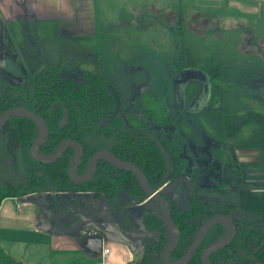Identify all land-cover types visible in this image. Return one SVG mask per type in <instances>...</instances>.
<instances>
[{
    "label": "rangeland",
    "instance_id": "1",
    "mask_svg": "<svg viewBox=\"0 0 264 264\" xmlns=\"http://www.w3.org/2000/svg\"><path fill=\"white\" fill-rule=\"evenodd\" d=\"M96 4L98 22L104 25L110 35H122L130 39V42L125 41V48L120 51L115 50V45L109 47L108 57H105L104 52L106 45L102 44L104 48L100 50L103 67L99 71L103 76L105 71L109 78L105 77L121 91L123 98L121 106L125 109L119 114L118 123L110 126V132L116 135L122 125L123 127L149 125L147 117L140 111L142 103L139 97H162L170 122L163 126L161 140L171 150H175L174 161L169 164H173L175 173L179 174L181 180L177 187L165 188L160 195L166 199L169 206L173 205L181 211L186 208L185 196L190 188L217 190L213 194L205 192L199 194L203 201L211 204L219 201L237 203L241 193L230 194V191L226 190L229 189L227 187L229 181L225 178L230 177L233 180L230 184V188H233L238 187L240 182L243 183L246 175L243 173V168H240V171L238 166L234 168L230 165L234 155L229 148H226L224 140L226 131L230 129L228 120L231 115L233 116V112L241 109L239 106L241 100L264 99V50H258L264 45V36L260 33L259 21L254 20L248 27L247 19L238 15L234 16L235 13L231 11H241L242 3L230 0H128L127 2L126 0H96ZM161 4L169 5V9L172 7L182 9L181 13H185L184 19L187 24L194 26V32H184V36H181L179 41L182 53L181 63L185 72L194 71L202 74L205 79L203 84L198 80H192L175 85L183 71H179V66L174 62L173 35L169 33L167 26L157 19L159 17L157 10L161 9L159 8ZM139 17H146L144 30L141 31L137 30L141 24ZM205 21H208L206 25L203 24ZM164 23L166 24L167 21ZM198 23H200L199 26ZM241 27L245 28L244 34ZM46 38L47 35L44 34L42 39L38 40V44L35 40L31 41L30 58L36 62L55 63L47 62L44 53L47 46L54 50L59 42L49 43ZM106 43L109 44L107 41ZM184 45L185 49H183ZM244 46L251 51H243ZM53 54L57 56V53ZM109 57L114 60L112 64L111 60L108 61ZM7 60L12 62L10 59ZM191 63L195 68L187 69ZM82 67L87 66L82 65ZM15 72L16 75L10 70L4 73L0 69V81H21L22 79L9 80L12 79L10 78L12 75H15V79L20 78L24 70H15ZM169 80L173 81L171 85L166 84ZM2 90L3 86L0 85V93ZM179 91L183 93L184 101L178 98ZM128 113H131L134 119L128 116ZM240 114L241 111L236 116ZM152 128L156 129L155 131L158 129V127ZM263 133L264 131L260 133L259 129H256L253 134ZM262 137L263 140H256L253 146H258L264 157V135ZM211 142L213 146L209 148L208 145ZM97 149L107 151L98 147ZM0 153H3L2 156L0 155V166L10 164L12 154L1 144ZM36 163L38 162L27 153L22 167L33 168ZM263 164L264 162L259 166H252L251 169L258 170ZM111 170L116 172L118 169L112 167ZM5 171L12 176L15 172L9 167ZM166 172L169 173V179L165 182H168L171 171ZM102 174L103 171L94 172L91 179H96ZM219 188L225 189L226 193ZM36 193L39 196L31 195L28 199H22L25 196L16 198V201L10 200L15 198L3 199L0 207H9L14 212L16 203L21 205V203L24 204L23 200H27L36 212H45L52 202L54 209H59L56 210L55 217L59 216L66 220L74 213L75 208L83 204L88 212L105 209L108 213L109 209H114L115 212L110 215L115 222H118L121 214L124 213L141 219L142 209L129 208L127 206L129 196L120 190L111 197L99 196V199L85 196L78 191ZM38 201H46V204L38 206ZM121 206L123 210H120ZM233 216L241 222L252 219L251 213L244 209H238ZM133 222L136 224V220L133 219ZM127 226L123 225L119 228L127 229L125 235L133 238L135 235L128 232V227L131 228V226ZM85 228L87 225H83L80 229ZM142 228L140 226V229ZM82 235L87 237V234ZM209 237H211V230L206 239ZM113 244L114 253L118 257H130L127 261L130 264H144L146 257L149 256L144 238L137 239L132 246L125 245L126 249L124 248L122 254L120 247H123V243L113 242Z\"/></svg>",
    "mask_w": 264,
    "mask_h": 264
},
{
    "label": "trees",
    "instance_id": "2",
    "mask_svg": "<svg viewBox=\"0 0 264 264\" xmlns=\"http://www.w3.org/2000/svg\"><path fill=\"white\" fill-rule=\"evenodd\" d=\"M181 10L172 7L167 13L158 12L157 19L167 26L169 33L173 35L174 62L179 66V71L184 72L179 41L184 32H194L195 29L194 26L187 24L184 19L185 13H181ZM145 18L139 17L141 24L137 27L138 31L144 30ZM206 22L208 21L203 24L206 25ZM4 47L11 51L8 42ZM99 48L103 50L102 43L99 44ZM189 68L194 69V64H189L187 69ZM172 82L169 80L166 84L171 85ZM0 85L3 86L0 93V116L9 109L21 108L36 114L44 121L47 135L38 148L40 155H51L64 140H72L80 145L83 153L76 170L78 176L86 172L90 158L98 151V147L106 149L118 160L134 164L151 189L157 190L169 179V176L165 177L167 170L171 171L168 182L176 178L174 167L171 169L169 164L174 161L175 150H171L161 140L163 126L170 122L162 97L140 96L139 100L142 103L140 111L147 117L149 125L133 127L122 125L118 133L113 135L109 128L118 123L119 114L125 111L121 106L123 98L121 91L99 71H68L59 64H50L31 75L27 74L21 82L13 84L1 81ZM165 92L167 93V89ZM65 116L66 120L63 122ZM128 116L134 119L131 113H128ZM152 127H158L157 131ZM156 136L163 143L166 155L157 145ZM37 137V125L23 117H11L0 126V144L12 154L10 164L0 166V204L3 199H16L36 192L78 191L111 197L120 190L129 196L127 206L139 205L147 198L131 172L123 170L114 172L111 170L113 166L106 160L98 161L95 168V172L103 171L102 175L82 184L72 183L67 176V169L74 157L72 147H68L54 164L38 162L33 168L22 167ZM7 167L14 169L13 176L5 171ZM164 189L165 187L159 193ZM185 199L186 208L182 211L173 205L169 206L172 221L179 232L178 242L167 257L170 262L178 261L185 254L205 220L222 214L233 221L234 235L226 246L208 256V262L264 264V191L260 194L242 192L237 203L219 201L211 204L203 201L197 190L190 188ZM141 207L140 224L146 231L154 233L153 236L144 237L149 250V256L146 257L144 264H161L159 254L168 242V234L160 208L150 199ZM238 209L250 212L251 221L241 222L236 219L233 214ZM122 218H126V215ZM76 221L78 215L71 224ZM123 222H126V219ZM126 225L131 226L132 221L128 220ZM225 235L226 228L223 224L214 225L211 228V237L201 242L187 264H202L200 261L202 248L222 240ZM0 264L22 263L6 254L0 246Z\"/></svg>",
    "mask_w": 264,
    "mask_h": 264
},
{
    "label": "crops",
    "instance_id": "3",
    "mask_svg": "<svg viewBox=\"0 0 264 264\" xmlns=\"http://www.w3.org/2000/svg\"><path fill=\"white\" fill-rule=\"evenodd\" d=\"M230 1L241 2L243 6L239 12L231 10L233 14H236L234 16L238 15L247 19L248 27L254 20H258L261 26L260 33L264 36V29H262L264 27V0ZM97 7L96 0H0V69L4 73L10 70L15 75V70H24L20 78L15 79V75H12L10 77L12 79H9L12 81L21 79L23 81L27 74L31 75L50 64H59L68 71L85 70L82 68L94 70L93 72L99 71L103 67L100 61L102 55L100 54L99 44L106 45L104 52L105 57H108L109 47L115 45V50L120 51L125 48V41L130 42V39L122 35H110L104 25L98 22ZM159 8L161 9L157 11L160 13L169 11V5L164 6V4H161ZM241 31L244 34L245 28L241 27ZM44 34L47 35V42H59L58 47L54 50L47 46L44 53L47 62L55 63L46 64L44 61L36 62L30 58L31 41L35 40L38 44V40H41ZM6 42H8L11 51L5 49L4 44ZM258 50H264V45ZM258 50L256 51L259 52ZM243 51L250 52L251 50L246 49L244 46ZM53 53H57V56ZM111 58L109 57L108 61L111 60L112 64L114 60ZM7 59L12 62H7ZM82 65L87 67H82ZM104 74L109 78L105 71ZM239 106H241V109L239 108L233 112V116L231 115L228 120L230 129L226 131L224 143L226 148H229L234 155L230 165L234 168L238 166L240 171L243 168L246 177L243 183L240 182L238 187L233 188H230L233 180L230 177L225 178L229 181L227 186L229 189L226 190H229L230 194L238 192L260 194L264 191V164L258 170L251 168L264 162L259 147L253 146L256 140H263L262 135L264 133L261 135L253 133L256 129H259L260 133L264 131V99L241 100ZM240 111L241 114L236 116ZM208 146L211 148L213 143L211 142ZM175 175L179 176L176 173ZM220 190L225 191L223 188ZM197 191L199 194L200 192L213 194L217 190L201 189ZM35 194L38 195V193H33L22 199H28ZM82 194L96 199L103 196L94 195L93 193ZM10 200L16 201V199ZM146 201L147 198L140 205H130L128 207L142 209L141 205ZM23 203H21L22 206L16 203L22 209L21 213L18 212V214L15 212V207L13 208L14 212L9 207H0V246L6 254L21 261L22 264H98L100 250L105 246L109 248L110 254L105 259L104 264H127V261L130 260V257H118L114 253L113 242L121 243L117 242L116 239H110L105 232H101L103 231V225L106 224L105 220L94 218L92 222L83 224L87 225L85 229H80L83 225L78 229L70 228L74 224L71 223L77 215L79 219L81 215L87 216L93 213L92 211L88 212L83 204L75 208L74 213L64 220L59 216L55 217L56 210L59 209H54L52 202L45 212H36L30 201L23 200ZM43 203L46 204V201L41 204ZM123 209V206H121L120 210ZM102 211L106 213L109 221L118 227L123 226L125 223L123 220L126 219V222L131 220L132 225L128 230L130 234H132L134 228L141 230L140 217L124 213L121 214L119 221L115 222L112 215H110L115 212L114 209H109L108 213L105 209ZM99 212L101 211H97V213ZM123 215H126V218L123 219ZM133 219L136 220V224ZM93 223L99 224L100 230L88 235V232L95 230L92 226ZM82 234H87V237ZM206 236L203 239L204 241L207 240ZM129 238L134 240L133 244L137 240L134 236ZM133 244H122L123 247H120L121 254L126 246L129 247Z\"/></svg>",
    "mask_w": 264,
    "mask_h": 264
},
{
    "label": "water",
    "instance_id": "4",
    "mask_svg": "<svg viewBox=\"0 0 264 264\" xmlns=\"http://www.w3.org/2000/svg\"><path fill=\"white\" fill-rule=\"evenodd\" d=\"M192 80H198L200 82H204L205 79L203 75L198 72H194V71L185 72L184 71L182 74H180V79L176 81L175 85H177L178 83L181 84L183 82L192 81ZM177 96L178 98H180L181 101L182 100L184 101V96L181 91L177 92ZM11 116H21V117L27 118L33 121L37 125L38 132H39L38 138L32 144L29 153L31 157L34 160L38 161L39 163L54 164L68 147H72L74 149V157L67 169V176L69 180L74 184H82L86 181H89L94 175L96 165L98 161L100 160H106L108 163H110L114 168L118 170L131 172L134 175V177L137 179V181L139 182V185L142 191L144 192V194L146 195L147 199L152 200L160 208L162 220H163L164 226L168 234V242L163 248V250L161 251V253L159 254V259H160L161 264H187L189 260L191 259L193 253L198 249L199 245L201 244V242L203 241L207 233L216 224H223L225 226L226 235L222 240L212 243V244H208L202 248L201 253H200V261L202 264H210L208 262V256L211 253H214L218 251L219 249L223 248L224 246H226L231 240V238L233 237L235 227L230 217L222 215V214L211 216L210 218H208L207 220L203 222L202 226L200 227L199 231L194 236L185 254L178 261L170 262L167 259V257H168L169 252L174 249V247L176 246L178 242V239H179L178 229L172 221L169 205L166 199L163 198L159 194V192H155V190H152L150 188V186L147 184L145 180V177L134 164L126 162V161L118 160L115 156H113L111 153L105 150H99L95 152L90 158L89 166L86 172L82 176H78L76 173V170L81 161L82 149L76 142L71 141V140H65L59 145V147L53 154L46 156V157H42L38 154V147L44 142L46 138V134H47V128H46L44 121L37 115L31 112H28L24 109L13 108V109L7 110L0 117V126L3 123H5L7 119ZM156 142L159 145V148L162 150V152L166 155L167 152H166V149L163 143L158 138H156ZM170 167L171 169H173L172 163H170ZM180 180L181 178H179V176H176V178L172 182H168L164 187L165 188L177 187L179 185ZM41 201H43L42 198H41ZM41 201L37 202L38 206L41 205L42 203ZM94 218H99V219L106 221V228L104 232L107 234V236L110 239H116L120 243H123L126 245L133 244L134 240L130 239L129 237H126L120 231L118 226H116L113 222L109 221L108 216L103 211L99 213L94 211L92 214H89L87 216L81 215L78 221H76L70 228L76 229L80 227L81 224L83 223L92 222ZM93 228L95 230H100V225L97 223H93ZM132 234L136 236V237L134 236L136 239L143 238L145 236L154 235V233L148 232L144 228H142L141 230L134 228L132 230ZM153 254L155 255L156 253L154 252Z\"/></svg>",
    "mask_w": 264,
    "mask_h": 264
},
{
    "label": "built area",
    "instance_id": "5",
    "mask_svg": "<svg viewBox=\"0 0 264 264\" xmlns=\"http://www.w3.org/2000/svg\"><path fill=\"white\" fill-rule=\"evenodd\" d=\"M167 183L168 182L163 183V185L160 188H158L157 190H155V192H159ZM15 210H16V212H21V210H22L21 206L19 204H15ZM105 228H106V224L103 225V231H101V232H104ZM95 232H96V230H94V231L92 230L91 232H88V235L94 234ZM109 254H110V250L108 247L105 246V247L101 248L98 264H104L105 259L109 256Z\"/></svg>",
    "mask_w": 264,
    "mask_h": 264
},
{
    "label": "bare ground",
    "instance_id": "6",
    "mask_svg": "<svg viewBox=\"0 0 264 264\" xmlns=\"http://www.w3.org/2000/svg\"><path fill=\"white\" fill-rule=\"evenodd\" d=\"M5 112H6V111H5ZM5 112H4V113H5ZM28 112H29V111H28ZM4 113H3V114H4ZM31 113H32V112H31ZM3 114H2V115H3ZM33 114H34V113H33ZM2 115H1V116H2ZM35 115H36V114H35ZM1 116H0V117H1ZM11 117H21V116H11ZM11 117H9V118H11ZM38 117H39V116H38ZM65 117H66V116H65ZM65 117H64L63 122H65V120H66ZM9 118H8V119H9ZM23 118H24V117H23ZM8 119H7V120H8ZM26 119H27V118H26ZM28 120H29V119H28ZM30 121H31V120H30ZM32 122H33V121H32ZM38 134H39V132H38ZM46 135H47V134H46ZM37 138H38V137H37ZM64 141H65V140H64ZM71 141H72V140H71ZM62 142H63V141H62ZM62 142H61V143H62ZM74 142H75V141H74ZM61 143H60V144H61ZM76 143H77V142H76ZM156 143H157V142H156ZM77 144H78V143H77ZM41 145H42V144H41ZM41 145H40V146H41ZM78 145H79V144H78ZM157 145H158V144H157ZM31 146H32V145H31ZM40 146H39V147H40ZM79 146H80V145H79ZM158 146H159V145H158ZM39 147H38V148H39ZM58 147H59V146H58ZM58 147H57V148H58ZM30 148H31V147H30ZM56 150H57V149H56ZM56 150H55V151H56ZM29 151H30V150H29ZM107 152H108V151H107ZM38 154H39V152H38ZM52 154H53V153H52ZM29 155H30V153H29ZM39 155H40V154H39ZM40 156H42V155H40ZM30 157H31V155H30ZM42 157H46V156H42ZM31 158H32V157H31ZM32 159H33V158H32ZM33 160H34V159H33ZM35 161H36V160H35ZM36 162H38V161H36ZM140 172H141V171H140ZM166 174H167V176L165 175V177L168 178L169 173H166ZM136 180H137V179H136ZM145 180H146V179H145ZM146 182H147V181H146ZM138 183H139V182H138ZM147 184H148V183H147ZM148 185H149V184H148ZM94 211L97 212V210H93V212H94ZM120 231H121V230H120ZM121 232H122V231H121ZM122 233H123V232H122ZM123 234H124V233H123ZM124 235H125V234H124ZM125 236H126V235H125ZM126 237H127V236H126Z\"/></svg>",
    "mask_w": 264,
    "mask_h": 264
},
{
    "label": "flooded vegetation",
    "instance_id": "7",
    "mask_svg": "<svg viewBox=\"0 0 264 264\" xmlns=\"http://www.w3.org/2000/svg\"><path fill=\"white\" fill-rule=\"evenodd\" d=\"M201 84H203V82H201ZM199 86H200V85H199ZM200 87H201V86H200ZM201 88H202V87H201ZM156 138H157V136H156ZM82 153H83V152H82ZM71 162H72V161H71ZM166 173H167V172H166ZM166 173H165V175H166ZM84 193H85V192H84ZM85 194H86V193H85ZM94 195H95V194H94ZM126 223H127V222H125L124 224L126 225ZM141 226H142V225H141ZM127 227H128V226H127ZM118 228H119V227H118ZM128 228L130 229V227H128ZM119 229H120L124 234L127 233V229H124V228H122V227H120Z\"/></svg>",
    "mask_w": 264,
    "mask_h": 264
}]
</instances>
